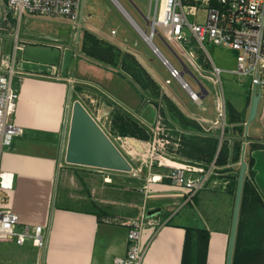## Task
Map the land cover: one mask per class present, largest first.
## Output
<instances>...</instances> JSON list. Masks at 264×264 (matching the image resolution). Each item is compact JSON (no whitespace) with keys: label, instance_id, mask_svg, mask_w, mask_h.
Returning a JSON list of instances; mask_svg holds the SVG:
<instances>
[{"label":"crops","instance_id":"crops-1","mask_svg":"<svg viewBox=\"0 0 264 264\" xmlns=\"http://www.w3.org/2000/svg\"><path fill=\"white\" fill-rule=\"evenodd\" d=\"M24 18L62 19L30 14L22 16L17 19L19 25L15 24L13 32H0V56L14 53L16 34L23 44L19 51L25 50L27 43L35 41L28 39L27 33L22 35L19 27ZM72 37L73 32L71 40ZM55 45L60 49L64 46L71 61L67 57L58 64L36 65L19 58L23 63L22 75L15 77V85L20 97L13 120L24 128V134L14 139L0 161V171L11 174L13 178L8 206L18 213L21 223L50 225L49 242L46 250L31 243L22 246L14 242L0 243V264H113L116 256L124 255L127 251V222L142 213L147 219L143 242L148 245L143 264H183L187 227H206L210 231L206 264H227L235 197L230 214V197L227 196L224 203L227 216L222 226L207 223L205 226L194 225L186 215H181V211H176L186 201L187 195L182 187L172 185L169 179H149L140 185L132 182L121 184L115 170L105 171L65 161L70 126L68 106L74 101L71 87L88 86L98 90L99 107L94 104V110L91 102L80 100L99 122L101 116L113 119L116 114L128 115L145 127L149 139L152 138V129L158 117L164 112V102L162 99L152 100L135 78L137 73L127 72L117 63L96 57L95 54L79 50L74 53L70 43ZM27 62L30 66H27ZM145 63L152 80L165 88L169 99H173L182 111L183 118L189 117L200 125L201 130L196 132L180 126L182 133L174 144L179 148L184 140L183 135L185 137L189 132L219 134L221 141L222 131L215 126L217 91L213 82L207 78L215 86L212 106L205 99L209 91L204 90L200 82L205 93L200 103L202 108L196 109L190 96L185 101L172 93L168 86L172 81L166 82L169 77L163 80L147 60ZM186 72L191 71L187 68ZM139 92L146 95V99H140ZM248 96H252V92ZM250 103L251 99L247 97L242 99L241 107L228 104L233 109L231 115L227 106L229 126H239L245 131ZM96 109L97 114L94 112ZM231 135L235 133H226L224 138L229 146L233 145ZM248 136L251 138L247 140L248 144H264V96L259 101L257 116L249 126ZM251 155L255 171L253 184L263 204L246 209L239 249L235 245L233 264H264V147L253 149ZM234 163L229 160L219 167L232 172ZM80 169L83 171H75ZM197 196L186 205L193 206ZM2 206L0 204V208ZM256 209L262 210L261 219L251 218Z\"/></svg>","mask_w":264,"mask_h":264},{"label":"rangeland","instance_id":"rangeland-1","mask_svg":"<svg viewBox=\"0 0 264 264\" xmlns=\"http://www.w3.org/2000/svg\"><path fill=\"white\" fill-rule=\"evenodd\" d=\"M119 1L139 25L150 33L152 29L151 21L156 12V0ZM202 16L203 11H199L197 15H189L188 19L190 22H194L197 19H201ZM17 19L16 14L10 10L8 6V0H0V32H13L15 24L17 23L16 26L19 25ZM66 20L67 19L51 21L47 19L39 20L37 18L27 20L24 18L20 22L21 25L19 27L22 31V35L27 33L28 39H31L32 41L35 40L36 43H27L25 50L18 51L17 56L26 61H31L36 65L58 64L67 57L70 59V54L68 56L66 55L67 51L63 49L64 46L60 49V46H56L55 44L59 43L65 45L70 43L74 49V53L76 50H79V52L82 51L88 54H95V56L99 58L107 57L106 59H109L112 63H117V65L123 67L125 71L134 74L137 73L135 78L140 81L141 86H143L145 92L147 91L148 95L152 97V100L160 99L161 101L162 99L164 102V112L162 113V116L160 115L158 117L155 123L156 126L157 122L160 120L159 126L161 129L158 134L159 142H156V144H154L153 138L149 140L137 138L138 140H141V142H144L142 144L138 142L137 145L130 140V136H121L116 133H111L112 117H100L99 120L101 125L111 135L115 143L127 156L135 169L133 172L116 171L115 173L121 178L120 183L130 184V182H132L140 185L156 174L167 173L168 169L162 166L160 162L162 159L156 158L158 154H161L164 150V145L162 143L167 139H170L171 141L166 144L170 145L167 149L170 157L174 160L196 163L194 162L195 158L182 154V152L179 151L178 146L174 144V141L177 140L179 135H181L180 133H182L180 126L187 125V121L192 119L185 116L184 119L182 111L173 99H169L165 88L161 84H157V82L152 80L150 76L152 74L148 70L145 61L147 60V62H149V65L156 70L163 80L168 77L172 80V84L168 86L178 99L188 101L190 99L189 95L181 87L180 83L170 76L167 66L163 64L159 54H156L153 51L150 43L143 37L144 34L141 31L142 35L139 33L112 0H86L85 20L81 26V37L77 40L74 39V36L71 40L70 35L73 32V26L68 20L69 23ZM26 30L29 31L27 32ZM115 30H117V32L113 34V31ZM158 33L154 37L155 44L178 69L183 71L185 66L189 68L191 72H186L184 74L185 80L197 92L201 91L200 82L203 84V86L209 91V95L205 99H207L206 102L209 103V106L211 107L213 99H215V86L209 82L206 77H201L198 71L191 65V61L190 63L184 59V57L178 55L174 46L169 45L162 38L161 35H163V33L159 28ZM186 33L188 44L194 50L197 62L202 67L203 73L210 74L212 62L224 70L221 74V80L225 100L228 101V109L231 104L235 107H241L242 99H247V97H249L248 95H250L251 80L249 77L244 78L243 84H241L240 78L232 73V70L236 68L237 65V51L206 41L205 45L208 51L207 53L203 48H200L197 45L187 29ZM27 66H30L28 62ZM16 82L17 79L15 78V84ZM97 93L98 90L94 87H71L72 99H85L89 104L91 102L93 110L94 104L99 107L97 103V99H99ZM139 94L140 99H146V95L141 92H139ZM199 107H201L200 103L195 102V108L200 109ZM94 112L97 114L98 109ZM179 121L182 123L180 124ZM239 129V126H228L226 133H240L244 139L248 140L249 136L245 134V131H239ZM208 131L209 130H206V133H209ZM186 134L187 137H190L188 135L190 132ZM195 135L200 138L209 137L207 134ZM186 136L184 137L183 135V138L186 139ZM251 145L252 144L249 143L247 146L248 156H251ZM215 158L217 159V156H215ZM213 161H208L203 165L207 169L211 167L213 170L212 176L208 186L198 194L195 203L192 204L193 206H190V204L186 205V202H184L176 210L177 212L181 211V215H186L190 220V223L194 225L205 226L207 223L215 227L222 226V222L224 221L225 216H227V213L224 210V203L228 195L230 197V202L228 201L231 207L230 214L232 212L241 162L239 160L234 163L235 166L232 168V172H227L229 170L220 168L216 165V162L215 167L212 166ZM75 171L83 170L80 169ZM253 208L254 206L252 209ZM251 218L261 219V209H256ZM176 220L179 219L176 218Z\"/></svg>","mask_w":264,"mask_h":264},{"label":"built area","instance_id":"built-area-1","mask_svg":"<svg viewBox=\"0 0 264 264\" xmlns=\"http://www.w3.org/2000/svg\"><path fill=\"white\" fill-rule=\"evenodd\" d=\"M112 1L120 9L118 3L122 5L121 2L119 0ZM85 5L86 0H8L10 10L16 14L18 19L26 14L44 18L67 19L72 23L73 36L76 40L81 37V26L85 20ZM199 11H203L202 18L190 22L188 16L197 15ZM121 12L123 13L122 10ZM151 24L152 29L148 33L152 34L151 47L156 54L162 53L154 42V37L159 28L163 33L162 38L169 45L174 46L178 55L189 62L191 61L193 63L190 62L191 65L201 77L210 79L216 86L218 115L215 126L222 131V144L229 126L227 103L221 80V74L224 70L212 62L210 74L203 73L192 47L188 44L186 29L197 45L207 53L206 41L237 51V65L232 73L240 78L241 84H243L244 78L249 77L251 92L253 90L260 91L261 97H263L264 0H156V12ZM116 32L117 30L113 31V34ZM22 48L23 44L19 35L16 34L14 53L0 56V161L4 151L12 146L14 139L24 134V128L13 120L20 97L14 79L16 76L22 75L20 71H22L23 63L17 56L18 51ZM161 59L163 64L167 66L170 76L181 84L190 98L194 102L202 103L205 92L203 89L200 92L195 91L185 80L183 74L187 68L185 67L181 71L166 56L161 57ZM171 81V79H167L166 82L171 83ZM71 105L68 106V109H71ZM159 123L160 120L154 130L152 129L154 144L159 142L158 134L161 129ZM169 142H171L170 139H167L162 143L164 150L156 158L174 160L167 152L169 144H166ZM160 162L162 166L168 169L167 173L160 174L161 179H169L172 185L182 187L187 195L186 203L192 202L194 197L204 190L211 180L213 171L211 167L207 169L198 163L188 162L178 165L163 163L162 160ZM215 162L216 158L212 163L214 167ZM11 176V174L0 171V204L3 205L0 208V243L14 242L21 246L31 243L34 247L46 250L51 231L50 225L21 223L18 213L7 204L10 197L9 191L13 187ZM150 180L157 181L155 176ZM146 225L145 213L127 222V251L124 255L116 256L113 264L144 263L148 249V245L143 242Z\"/></svg>","mask_w":264,"mask_h":264},{"label":"water","instance_id":"water-1","mask_svg":"<svg viewBox=\"0 0 264 264\" xmlns=\"http://www.w3.org/2000/svg\"><path fill=\"white\" fill-rule=\"evenodd\" d=\"M144 32L146 39L152 41V34H149L147 30H144ZM161 55L165 57L163 53ZM203 89L205 90V87ZM260 99L261 92L253 90L249 116L245 126L246 135H248L250 124L257 116ZM69 115V136L65 150V161L67 163L115 171H133V164L80 99L73 101L71 109H68L67 116L69 117ZM130 140L138 145L136 138L130 137ZM247 144L248 142L245 140L242 146L227 264H233L245 178L249 169L246 160Z\"/></svg>","mask_w":264,"mask_h":264},{"label":"trees","instance_id":"trees-1","mask_svg":"<svg viewBox=\"0 0 264 264\" xmlns=\"http://www.w3.org/2000/svg\"><path fill=\"white\" fill-rule=\"evenodd\" d=\"M107 57H102V59L110 61L106 59ZM111 62V61H110ZM251 94V92H250ZM251 96H249V100ZM230 107V106H229ZM229 112L232 115V107L229 108ZM181 124L182 122L179 121ZM187 125H182L183 129H191L201 130L200 125L195 122L194 120L187 121ZM112 130L111 133H116L121 136H130L135 137L143 140L149 139V133L140 125L136 120L131 118L128 115L116 114L113 116L112 119ZM243 131L244 129L240 127L239 131ZM234 134V133H233ZM190 137L186 136L181 142V146L179 147V151L182 154L195 158L196 163L206 164L208 161H213L215 156L216 165L223 166L226 165L229 160L233 162L241 161V153H242V146L246 139L242 136V134L237 133L235 135H231L233 145H228V140H223L221 144L219 139V134H211L209 137L200 138L195 134H189ZM235 136V137H233ZM251 138L249 137L248 140ZM264 147V144H252L251 151L257 147ZM246 153V160L249 164L248 174L245 178L244 190H243V197H242V204H241V213L239 219V228H238V238H237V245L236 248L239 249L240 244V235L242 230V220L247 208H251L254 205L263 204L261 197L258 195L254 184L253 178L255 175V171L253 169L254 165V158L248 156L247 158ZM191 159V158H190ZM236 196V192H235ZM234 196V197H235ZM262 211V210H261ZM264 211H262L263 213ZM187 237L183 252V264H206L207 263V255H208V248H209V238H210V231L206 227L201 228H192L187 227ZM195 237V238H193Z\"/></svg>","mask_w":264,"mask_h":264},{"label":"bare ground","instance_id":"bare-ground-1","mask_svg":"<svg viewBox=\"0 0 264 264\" xmlns=\"http://www.w3.org/2000/svg\"><path fill=\"white\" fill-rule=\"evenodd\" d=\"M118 5L120 6V9L123 11V13L125 14V16L128 18V20L132 23V25L139 31V33L141 34V32L144 34L143 35V37L146 39L147 37H146V35H145V32H144V30H143V28H140L139 26L140 25H138L137 24V21L134 19V17L129 13V11L125 8V7H123L122 5H120L119 3H118ZM141 31V32H140ZM142 35V34H141ZM147 40V39H146ZM149 43H150V45H151V39L150 40H147ZM159 54V56H160V58L162 57V55L160 54V53H158ZM138 140V139H137ZM137 142H139L140 144H142V143H144V142H141V140H138ZM170 158H168L167 160H165V159H162V162L164 163V162H170L172 165H178L179 163L177 162V161H174V160H169ZM155 178H156V180H159V179H161V175H159V174H156L155 175ZM5 182L6 183H8L7 182V180H5Z\"/></svg>","mask_w":264,"mask_h":264}]
</instances>
